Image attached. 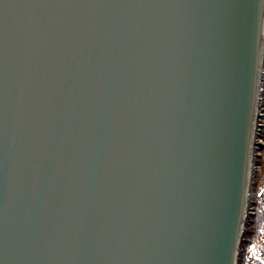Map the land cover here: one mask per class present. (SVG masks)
Returning <instances> with one entry per match:
<instances>
[{
    "label": "water",
    "instance_id": "water-1",
    "mask_svg": "<svg viewBox=\"0 0 264 264\" xmlns=\"http://www.w3.org/2000/svg\"><path fill=\"white\" fill-rule=\"evenodd\" d=\"M263 21L0 0V264H235Z\"/></svg>",
    "mask_w": 264,
    "mask_h": 264
},
{
    "label": "trees",
    "instance_id": "trees-1",
    "mask_svg": "<svg viewBox=\"0 0 264 264\" xmlns=\"http://www.w3.org/2000/svg\"><path fill=\"white\" fill-rule=\"evenodd\" d=\"M262 86H264V80H262ZM262 136L264 141V125ZM260 149L261 170L255 186L254 213L250 216L251 222L243 225L235 264H264V143L260 145Z\"/></svg>",
    "mask_w": 264,
    "mask_h": 264
},
{
    "label": "bare ground",
    "instance_id": "bare-ground-1",
    "mask_svg": "<svg viewBox=\"0 0 264 264\" xmlns=\"http://www.w3.org/2000/svg\"><path fill=\"white\" fill-rule=\"evenodd\" d=\"M262 34H264V21H263ZM257 91H258V94H257ZM259 92H260V89L258 87L256 88V91H255L253 108L254 106H256V103L259 100L258 99ZM254 125L255 123H253V115H252L249 147H248V155H247V164H246V173H245V181H244L243 204H242V212H245V213H247L249 209H253V206L250 207L251 205L250 202L252 198L254 200V196H253V192L255 191L254 183L256 181L257 174L259 172V166L257 163V155L259 152H258V148L255 145L258 139V133ZM252 204L254 205V202Z\"/></svg>",
    "mask_w": 264,
    "mask_h": 264
},
{
    "label": "rangeland",
    "instance_id": "rangeland-1",
    "mask_svg": "<svg viewBox=\"0 0 264 264\" xmlns=\"http://www.w3.org/2000/svg\"><path fill=\"white\" fill-rule=\"evenodd\" d=\"M263 53H264V43H263ZM261 73H262V75H261V79H260V83H259V89H260L259 97H258L259 100H258V106H257V110H256L258 112V115L255 118L256 122L260 124V126H259V136H258V139H257V143L255 144L256 147L258 148V152H259L258 155H257V163H258V166H259L258 176H259V173H260V170H261V164H260V161H259L260 160V156H261L260 145H263V143H264L263 136H262V127L264 125V122H263V115H264L263 106H264V101L261 104V99H262V97L264 98V86H262V80H264V74H263L264 73L263 59H262ZM259 112H260V114H259ZM254 193H255V191H254ZM249 212L247 211V213H246V221L247 222H245V223H250L251 222L250 216L253 215L254 209H249Z\"/></svg>",
    "mask_w": 264,
    "mask_h": 264
},
{
    "label": "built area",
    "instance_id": "built-area-1",
    "mask_svg": "<svg viewBox=\"0 0 264 264\" xmlns=\"http://www.w3.org/2000/svg\"><path fill=\"white\" fill-rule=\"evenodd\" d=\"M259 114H260V112H259ZM257 115H258V112L256 111V112H255V118L257 117ZM254 123H255L254 126L256 127V129H257V133H258V136H259V126H260V124L257 123L256 120H255Z\"/></svg>",
    "mask_w": 264,
    "mask_h": 264
}]
</instances>
